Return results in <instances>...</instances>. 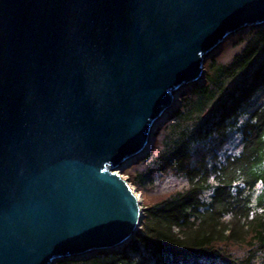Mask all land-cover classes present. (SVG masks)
<instances>
[{
	"label": "water",
	"instance_id": "1",
	"mask_svg": "<svg viewBox=\"0 0 264 264\" xmlns=\"http://www.w3.org/2000/svg\"><path fill=\"white\" fill-rule=\"evenodd\" d=\"M264 0H0V264L116 251L144 208L122 172Z\"/></svg>",
	"mask_w": 264,
	"mask_h": 264
},
{
	"label": "trees",
	"instance_id": "2",
	"mask_svg": "<svg viewBox=\"0 0 264 264\" xmlns=\"http://www.w3.org/2000/svg\"><path fill=\"white\" fill-rule=\"evenodd\" d=\"M205 70L128 168L140 230L119 250L57 264H264V28L229 38Z\"/></svg>",
	"mask_w": 264,
	"mask_h": 264
},
{
	"label": "rangeland",
	"instance_id": "3",
	"mask_svg": "<svg viewBox=\"0 0 264 264\" xmlns=\"http://www.w3.org/2000/svg\"><path fill=\"white\" fill-rule=\"evenodd\" d=\"M247 31H245V32H243V33H246ZM242 33V34H243ZM237 35H240V34H237ZM237 35H235V36H237ZM235 36H233V37H235ZM230 38H232V37H230ZM229 39V38H228ZM227 39V40H228ZM226 40V41H227ZM226 41H225V43H226ZM224 43V44H225ZM223 44V45H224ZM223 45H222V47H221V49H219L218 51H217V53L215 54V55H217V54H220L222 51H223ZM232 51V49H230V50H227L226 51V53H225V55L226 56H228L229 55V53ZM215 55H213V56H215ZM212 56V57H213ZM206 66V65H205ZM203 82V81H202ZM183 93H181L180 95H179V97H178V100H177V102H176V104H175V107H174V109L175 108H177V107H179V105H180V103H179V98H180V96L182 95ZM169 117V116H168ZM167 117V118H168ZM167 118H166V120H167ZM166 120L164 121V123L160 126V127H158V129L159 128H161L165 123H166ZM157 131V130H156ZM155 135H156V133H155ZM155 138V137H154ZM154 143H155V139H154V141H153V144H152V146H151V148H150V150H149V152H151V150L153 149V145H154ZM148 152V153H149ZM140 159H142V158H140ZM140 159H138V160H140ZM137 161V160H136ZM135 161V162H136ZM134 162V163H135ZM133 163V164H134ZM133 164H131L129 167H131ZM128 167V168H129ZM128 168H126L123 172H122V177H123V179H126L128 182H129V185L131 186V188L135 191V193L137 194V196H138V201H139V205L142 207V208H144V201H143V198H142V195H141V193L139 192V191H137L136 189H135V187L131 184V182H130V179H129V177H128V174H127V172H128ZM166 189L165 188H163V187H161V186H159V187H157V189H155V193H154V195L155 196H160L161 194H163V192L165 191ZM143 213H144V211H143Z\"/></svg>",
	"mask_w": 264,
	"mask_h": 264
},
{
	"label": "bare ground",
	"instance_id": "4",
	"mask_svg": "<svg viewBox=\"0 0 264 264\" xmlns=\"http://www.w3.org/2000/svg\"><path fill=\"white\" fill-rule=\"evenodd\" d=\"M138 197V196H137Z\"/></svg>",
	"mask_w": 264,
	"mask_h": 264
}]
</instances>
